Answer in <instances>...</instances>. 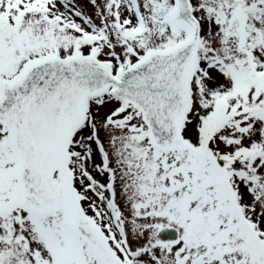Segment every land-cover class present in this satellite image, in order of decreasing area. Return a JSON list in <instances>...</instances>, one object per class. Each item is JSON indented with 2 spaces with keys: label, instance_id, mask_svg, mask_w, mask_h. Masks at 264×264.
<instances>
[{
  "label": "snow or ice",
  "instance_id": "obj_1",
  "mask_svg": "<svg viewBox=\"0 0 264 264\" xmlns=\"http://www.w3.org/2000/svg\"><path fill=\"white\" fill-rule=\"evenodd\" d=\"M0 264H264V0H0Z\"/></svg>",
  "mask_w": 264,
  "mask_h": 264
}]
</instances>
